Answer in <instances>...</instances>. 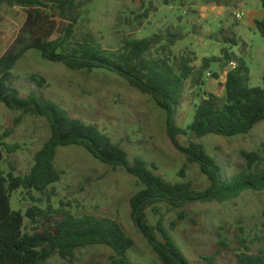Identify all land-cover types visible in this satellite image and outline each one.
<instances>
[{"label":"rangeland","instance_id":"rangeland-1","mask_svg":"<svg viewBox=\"0 0 264 264\" xmlns=\"http://www.w3.org/2000/svg\"><path fill=\"white\" fill-rule=\"evenodd\" d=\"M255 20L264 21L262 0H94L82 8L76 36L79 39L94 36L104 47L118 49L125 38L142 39L169 31L186 35L172 48L177 58L189 56L193 60L191 66L196 69L187 81L183 102L175 116L177 126L186 129L204 99L218 105L225 101V83L231 67L224 61L214 62L203 74L198 73L204 59L224 58L223 48L229 49L236 67L238 60L245 62L252 86L263 85L264 33ZM25 21L26 11L22 7L0 5V57L15 44ZM229 28L238 35L236 46L221 42V30ZM60 35L61 31L57 32L54 39ZM12 74V84L23 96L44 95L71 117L97 125L120 143L131 159L140 156L151 168L155 165L156 172L166 181L190 182L199 191L209 187L199 166L189 163L186 154L169 137L165 112L151 97L116 74L103 70L74 71L61 62L45 59L36 50L28 51ZM5 133L9 134L5 143L18 149L8 153L2 147V169L6 174L24 176L50 136L49 124L45 119L12 111L0 103V134ZM178 142L184 148L190 142L204 145L223 167L225 176L231 177L248 170L244 153L264 156V122L248 135L198 138L187 131L186 135L178 136ZM56 167L63 173L59 183L46 194L34 193L37 201L23 190L14 192L12 208L26 213L38 206L55 216L67 211L76 217L112 218L135 241L128 253L133 264H162L132 217L130 199L143 188L137 178L101 163L80 147L59 149ZM257 167L264 170V164ZM159 206L165 216L164 225L193 263H202L205 256H216L215 264H236V255L245 246L252 254L264 253V191H245L224 203L192 202L178 210L169 209L166 204ZM148 213L149 224L155 226L160 217L151 210ZM113 255L107 247L94 246L79 249L74 258L54 256L49 263H110Z\"/></svg>","mask_w":264,"mask_h":264},{"label":"trees","instance_id":"trees-1","mask_svg":"<svg viewBox=\"0 0 264 264\" xmlns=\"http://www.w3.org/2000/svg\"><path fill=\"white\" fill-rule=\"evenodd\" d=\"M94 0H0V5L22 7L26 21L19 38L9 51L0 57V103L12 111L45 119L50 127V136L34 158L29 173L16 176L2 169L5 147L14 153L18 147L5 143L8 133L0 134V264H50L54 256L74 258L79 249L104 246L114 255L110 263L133 264L128 253L135 241L128 236L122 225L112 218L76 217L67 211L59 216L33 206L26 213L12 208V195L23 190L34 201V193L46 194L59 183L63 173L56 167L61 148L80 147L96 160L112 167L123 169L137 178L143 188L130 199L132 217L157 254L162 264H196L191 262L178 246L164 225V214L159 205L169 209H184L192 202L224 203L238 198L245 191H264V164L259 153H244L248 170L226 177L223 167L211 156L202 144L190 142L182 147L180 134L193 132L198 138L209 135L236 137L248 135L264 122V77L263 85L250 84V70L243 60L230 70L225 83V101L218 105L204 99L195 109L194 118L186 129L179 128L175 116L182 104L187 81L196 69L189 56L175 57L172 48L186 35L169 31L142 39L125 38L118 49L106 48L94 36L77 38L76 26L81 19L82 8ZM264 8V0H262ZM264 33V21H256ZM62 27V28H61ZM61 35L54 39L57 32ZM221 42L236 46L237 33L222 29ZM30 50L39 51L51 62H61L74 71L103 70L124 79L132 88L151 97L166 114L167 132L173 143L185 154L189 163L197 164L208 179L206 190H196L192 183L166 181L151 168L148 162L129 152L104 133L97 125L71 117L68 111L44 95L30 93L23 96L13 86V70L18 61ZM224 58L204 59L203 74L211 63L224 61L234 63L228 48H223ZM185 177L184 170L181 171ZM40 201V200H39ZM159 216L155 226L149 224V211ZM176 224L172 226L174 229ZM29 230V231H27ZM243 244V243H241ZM225 245V244H223ZM226 246V245H225ZM216 256L202 257V263L215 264ZM236 264H264V253L252 254L245 246L236 255Z\"/></svg>","mask_w":264,"mask_h":264},{"label":"built area","instance_id":"built-area-1","mask_svg":"<svg viewBox=\"0 0 264 264\" xmlns=\"http://www.w3.org/2000/svg\"><path fill=\"white\" fill-rule=\"evenodd\" d=\"M242 16H243L242 13H239V14H238V17H239V18H242ZM230 67H231V70H234V69L236 68V65L233 63L232 65H230Z\"/></svg>","mask_w":264,"mask_h":264},{"label":"crops","instance_id":"crops-1","mask_svg":"<svg viewBox=\"0 0 264 264\" xmlns=\"http://www.w3.org/2000/svg\"><path fill=\"white\" fill-rule=\"evenodd\" d=\"M254 22L256 23V20Z\"/></svg>","mask_w":264,"mask_h":264}]
</instances>
